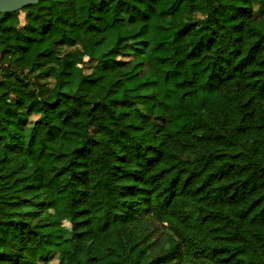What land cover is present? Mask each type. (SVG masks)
Here are the masks:
<instances>
[{"label":"trees","instance_id":"1","mask_svg":"<svg viewBox=\"0 0 264 264\" xmlns=\"http://www.w3.org/2000/svg\"><path fill=\"white\" fill-rule=\"evenodd\" d=\"M0 72V264H264V0H43Z\"/></svg>","mask_w":264,"mask_h":264},{"label":"rangeland","instance_id":"2","mask_svg":"<svg viewBox=\"0 0 264 264\" xmlns=\"http://www.w3.org/2000/svg\"><path fill=\"white\" fill-rule=\"evenodd\" d=\"M25 14L24 13H20V16H19V24L17 25L18 26V29H21L22 27H24L26 25V20H25ZM96 65V62H91L89 63L86 68L84 69V74L85 75H88L91 73L93 67ZM0 75H1V72H0ZM40 80L43 82V83H46L48 84L49 86L53 87L54 86V80L45 75V76H42L40 78ZM39 118V116H36V115H31L30 116V126H33L34 122ZM151 231H152V238H151V242L154 243V242H157V241H160L162 235H163V229L160 225H158L157 223H154L151 227ZM163 241V240H162ZM59 261H58V254H53L51 257H50V263L49 264H58Z\"/></svg>","mask_w":264,"mask_h":264},{"label":"water","instance_id":"3","mask_svg":"<svg viewBox=\"0 0 264 264\" xmlns=\"http://www.w3.org/2000/svg\"><path fill=\"white\" fill-rule=\"evenodd\" d=\"M43 0H0V14L15 13L30 6H37Z\"/></svg>","mask_w":264,"mask_h":264}]
</instances>
